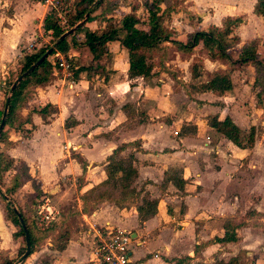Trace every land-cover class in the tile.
Segmentation results:
<instances>
[{"label":"crops","instance_id":"1","mask_svg":"<svg viewBox=\"0 0 264 264\" xmlns=\"http://www.w3.org/2000/svg\"><path fill=\"white\" fill-rule=\"evenodd\" d=\"M256 1L165 0L160 6L166 9L162 23L172 40L183 42L195 31L220 27L226 17L241 19L232 29L238 42L227 50L235 62L241 47L250 42H257L258 51H263L264 24L253 14ZM142 3L140 0L136 7L127 3L119 19L134 13L142 21ZM45 16L47 10L38 0H0V80L13 69L12 64L22 60L29 45L37 44L35 38L41 34ZM104 25L91 21L84 27L93 31ZM82 41L79 32L73 45L68 40L69 49L63 55L75 69L72 84L67 86L56 76L46 86L32 88L19 111L21 119L28 118L23 129L29 132L10 130L9 145L1 148L14 167L22 164L26 169L27 178L14 196L23 191L44 195L59 212L51 229L40 230L45 236L22 264H90L89 226L129 233L131 264H177L183 258L189 264L227 263L230 259L244 264L243 257L251 264H264L254 258L241 237L251 227L248 209L240 223L234 208L238 200L246 208L249 195L239 199L234 189L243 178L250 180L247 174L242 177L244 173L238 170H244L234 157L238 152H251L256 134L251 148L239 149L209 124L214 117L217 121L227 117L242 137L249 128L255 129L249 96L255 90L254 99L264 93L258 94L260 88L252 87V66L211 61L200 46L184 54L163 42L159 47L166 48L165 59L159 61L155 55L149 60L150 76L130 78L126 50L111 42L99 59V72L87 75L79 70L91 62ZM193 62L201 66L195 78L190 72ZM245 68L250 70L247 78L242 75ZM217 71L228 72L231 89L221 94L202 90ZM46 104L54 111L43 117L33 112ZM249 166L253 168V164ZM129 171L128 189L133 192L123 197L115 186L122 173ZM14 172L9 169L5 174ZM70 191L75 209L67 208L62 214L57 206L67 202ZM151 201L155 210L146 216L145 203ZM252 211L260 215L257 209L248 212ZM72 217L79 220L76 226H70ZM227 221L241 224L234 230L236 241L214 242L222 237ZM13 231L3 220L0 207V254L9 259L19 248L12 239Z\"/></svg>","mask_w":264,"mask_h":264},{"label":"trees","instance_id":"2","mask_svg":"<svg viewBox=\"0 0 264 264\" xmlns=\"http://www.w3.org/2000/svg\"><path fill=\"white\" fill-rule=\"evenodd\" d=\"M165 0H143L142 11L143 20H139L134 13H128L123 15L118 21H114L110 14L115 8V4L112 6L110 0H75L70 7V11L65 13V23L59 25V20L54 13H50L43 19L42 32L46 35L49 42L46 44H35L33 49L23 55L21 61L16 63L15 69H9L4 77L5 79L17 71L15 77L6 83L8 85L7 90L15 84L14 88L9 91V96L5 95L2 103H0V122L1 119L3 126L0 130V148L8 146L7 133L10 130L22 131L23 133L29 132V129H23V124L28 123V118L21 119L19 111L22 108L27 94L34 87L46 86L53 75L54 53L59 52L61 55H65L68 50L69 42L73 45V37L77 33L82 32L83 41L82 44L88 49L91 55V62L87 67H82L79 70L89 74H95L99 72V59L101 56L107 53V44L111 42H118L119 46L124 48L127 53V65L128 76L133 77H149L152 69V64L149 60L155 55L159 56L160 60L165 59L166 48L159 47L163 42H168L175 47L178 52L184 54H190L195 47L200 46L201 51L205 53L207 59L211 61H224L229 65L234 63L238 65L250 64L254 70V78L252 87L257 86L260 88L258 94L264 93V39L261 42L263 51H258L257 42H250L241 47L238 54V58L235 62H231L227 50L237 44L238 39L232 34V29L239 23L241 19L226 17L222 20L221 26H209L206 30L195 31L190 35H186L185 40L174 41L170 37V32L162 23L163 14L166 9L161 10L160 6L164 5ZM253 14L260 17L264 24V0H257L253 7ZM84 16L83 25L79 26L72 35L65 38H60L67 30L74 27L78 22L82 21ZM96 21L98 24L104 22V28L102 30H88L84 25L88 22ZM51 46V47H50ZM46 52L48 55L37 64L34 68V63ZM260 54H259V53ZM198 62H193L190 66L191 77L197 76V70L200 68ZM16 68H18L16 70ZM29 69H32L28 72ZM75 70V69H74ZM74 72V71H73ZM22 79L18 82L16 80L23 75ZM7 76V77H6ZM202 90L210 91L215 94H221L231 89V83L227 71H217L212 74L209 81L201 86ZM54 111L50 105L46 104L39 110L33 112L43 117L46 113ZM210 126L219 134H221L226 140L231 142L235 147L239 149L251 148L254 141V130L249 128L244 137L241 136L238 128L225 117L221 121H217L216 117L209 121ZM68 125L65 122V127ZM114 154V153H113ZM13 160L5 156L2 150H0V207L2 209L3 220L9 223L14 229L11 234L12 239L18 241L19 248L16 251L15 256L9 259L3 254H0V264H22V255L25 251L24 233L19 222L21 218L24 226L26 227L29 239V253L26 258L35 250L38 243L45 236L42 231L35 230L33 228V220L28 218L24 210L22 211L17 204L14 193L23 184V180L20 176L27 177L25 167L20 164V173L18 168L13 166ZM9 169L15 170V172L9 175L8 179L4 181V173ZM17 169V170H16ZM132 171L124 172L121 175V182L116 190L120 192V195L127 197L132 194V190L128 187V178L131 176ZM109 178L112 179L111 173ZM108 180V170H107ZM116 183V181H115ZM39 203L44 199V195L39 196L35 194L33 198ZM146 216L152 215L155 210V202H146ZM16 205L18 217L14 213L12 206ZM33 205V204H32ZM36 205V207L38 206ZM255 212H247V215L251 216ZM256 214V213H255ZM32 215V214H31ZM141 220L144 217L140 216ZM51 223L48 229L58 221ZM33 224V225H32ZM241 226V224H232L230 222L223 223V235L220 239L214 238L213 241L217 243L235 242L236 237L234 230ZM177 264H189L187 259H177ZM214 264H236L235 259H230L227 263L217 262Z\"/></svg>","mask_w":264,"mask_h":264},{"label":"rangeland","instance_id":"3","mask_svg":"<svg viewBox=\"0 0 264 264\" xmlns=\"http://www.w3.org/2000/svg\"><path fill=\"white\" fill-rule=\"evenodd\" d=\"M110 1H111L112 6L115 4V8L113 9L111 13L112 16H114V18H112L114 21L118 20L119 16H121L123 12H125V10L123 9V6L125 7L127 3L129 7L130 6L136 7L140 2V0H110ZM71 8L72 7H69L66 13H68ZM44 44L48 45L49 44L48 40H46ZM26 53L28 52L26 51L24 54ZM12 65H13V69H15L16 64L14 63ZM17 69L18 68H16V70ZM242 71H243L242 73L243 77L247 78L250 70L245 68ZM16 72L17 71L12 72V74L9 75L7 79H5L4 85L1 84L2 89L0 88V103H2L3 99L5 98V95L8 96L9 89L7 90L8 85L6 86V83L8 82V80L10 81L11 79L15 77ZM1 77L2 76L0 75V79ZM3 77H5V75ZM0 82L3 83L4 80H0ZM254 92H253V95L249 96V97H252L250 101V104H251L250 117H252L255 121L254 133L256 134V137L254 141V146L251 148V152H238L239 153L238 156L234 157L235 161L236 162L238 161L240 165H242V166L238 165V168H241L244 170V171L240 169L238 170L239 172L244 173L242 177H244L245 174L250 176V180L249 178L248 180H245L243 178L244 182H239L240 184H238V186L235 187L234 190L236 192V195L239 196V199L243 198L241 197V195H245V196L249 195V201L247 202V204L243 201V203L246 204L245 205L246 208H245L243 204L241 203V201L238 200V203L236 204L234 208H235V213L237 215L235 217L238 218L237 220L238 222L244 219L243 217H241V215L246 211V209H248V211L252 209L259 210L260 215L254 213L253 215L248 217V218H251L249 219V223H251V227L247 231L243 232L241 234V237L245 240V243H247L250 246V249L253 250V252L255 253L254 258H258L260 260L262 259L263 260L262 263H264V102L262 101V99L264 98V95L254 99L253 97H256L254 95ZM249 164L250 165L253 164V168H250ZM19 166L20 165H18L17 168ZM17 171L18 173H20V167L18 168ZM4 176H5L4 181H6L9 175H6L4 173ZM26 178L27 177H22V175L20 176V179H22L23 181L26 180ZM0 193L4 194L3 191L2 192L0 191ZM73 195H74L73 192L71 191L68 192L69 198L67 202L63 204V206H60L58 204L57 207L60 209L62 214L66 212L67 208L69 209V211H72L75 209L76 203H75ZM33 197H34L33 193L28 194L25 191L18 192V194L15 196L17 204L21 208H23L25 214L28 216L29 219H30V216L32 217L33 215L32 213L36 209V205H38L39 199H40L39 197L37 198V200H35V198ZM50 199L53 202H55L52 198ZM242 206L244 207L243 209H242ZM14 207L16 208V205ZM69 220H70L69 221L70 226H76L77 223L79 222V220H77L75 217H72ZM240 223H243V222H240ZM33 228L37 230L35 225H33ZM4 236H6V233L4 234ZM247 258L248 257H243L241 261H244V264H251L250 262L251 260H245Z\"/></svg>","mask_w":264,"mask_h":264},{"label":"built area","instance_id":"4","mask_svg":"<svg viewBox=\"0 0 264 264\" xmlns=\"http://www.w3.org/2000/svg\"><path fill=\"white\" fill-rule=\"evenodd\" d=\"M46 8L47 15L54 13L59 20V25L65 23L64 15L74 0H38ZM46 35L41 34L35 38V43L44 44ZM34 45H29L27 52L33 49ZM56 59L54 63L53 75L60 80L67 82L70 86L73 79L74 66L70 58L54 53ZM31 219L37 230H44L59 217V212L49 204L44 198L41 204L32 213ZM89 243V263L90 264H131L132 240L129 233L111 227L89 226L86 231ZM16 264H19L18 262Z\"/></svg>","mask_w":264,"mask_h":264},{"label":"water","instance_id":"5","mask_svg":"<svg viewBox=\"0 0 264 264\" xmlns=\"http://www.w3.org/2000/svg\"><path fill=\"white\" fill-rule=\"evenodd\" d=\"M85 19H86V16H84L83 20L80 21V22L78 23L77 26L72 27L71 29H69L68 31H66V32H65L60 38H65L66 36H68V35H70L71 33H73V31H74L78 26H80V25L84 22ZM48 53H49V52H46L45 54H43V55H42V56H41V57H40V58L34 63V65H33L32 68H34L35 66H37V64H38L39 62H41V61H42V60L48 55ZM31 70H32V69H29L28 72H30ZM26 74H27V73H24L23 75H21V76L16 80V82L20 81V80L22 79V77H23L24 75H26ZM14 86H15V84H13V85L11 86V88H10L9 91H11V90L14 88ZM8 96H9V95H8ZM8 96H7V97H8ZM2 120H3V119H1V122H0V130H1L2 126H3V122H2ZM12 208H13L14 213H15V214L17 215V217H18V212H17L16 208H15L14 206H12ZM18 219H19V222H20V224H21V228H22L23 233H24L25 251H24V253H23V255H22V259H25L26 256H27L28 253H29V239H28V233H27L26 227L24 226V224H23L21 218L19 217Z\"/></svg>","mask_w":264,"mask_h":264}]
</instances>
